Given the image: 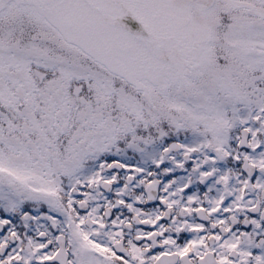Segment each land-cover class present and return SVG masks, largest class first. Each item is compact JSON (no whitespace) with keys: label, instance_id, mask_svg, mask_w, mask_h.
I'll return each instance as SVG.
<instances>
[{"label":"snow or ice","instance_id":"obj_1","mask_svg":"<svg viewBox=\"0 0 264 264\" xmlns=\"http://www.w3.org/2000/svg\"><path fill=\"white\" fill-rule=\"evenodd\" d=\"M0 264H264V0H0Z\"/></svg>","mask_w":264,"mask_h":264}]
</instances>
